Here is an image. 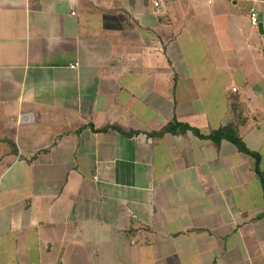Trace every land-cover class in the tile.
<instances>
[{"label":"crops","instance_id":"1","mask_svg":"<svg viewBox=\"0 0 264 264\" xmlns=\"http://www.w3.org/2000/svg\"><path fill=\"white\" fill-rule=\"evenodd\" d=\"M258 162L264 0H0V264H264Z\"/></svg>","mask_w":264,"mask_h":264},{"label":"trees","instance_id":"2","mask_svg":"<svg viewBox=\"0 0 264 264\" xmlns=\"http://www.w3.org/2000/svg\"><path fill=\"white\" fill-rule=\"evenodd\" d=\"M173 125L174 124H170L168 127H166L164 130H162V131H160V132H156V133H152V135L154 136V135H158V136H160V135H163V134H165V133H168V132H170L171 130H172V128H173ZM116 129H118V130H120V128H116ZM232 127L231 126H227V127H224V128H222V129H220L218 132H215L214 133V136H213V138L215 137L216 138V140L217 141H219V138H232V140L237 144V145H239V147H241L242 149H243V151H246L245 150V146H244V144L242 143V141H241V139H239L237 136H235V135H233L232 134ZM121 131V130H120ZM255 156V155H254ZM257 159L259 158V157H257V155L255 156ZM258 161H259V159H258ZM258 173H259V175L262 177V173L260 172V169H259V162H258ZM262 182H263V184H264V178L262 177Z\"/></svg>","mask_w":264,"mask_h":264},{"label":"built area","instance_id":"3","mask_svg":"<svg viewBox=\"0 0 264 264\" xmlns=\"http://www.w3.org/2000/svg\"><path fill=\"white\" fill-rule=\"evenodd\" d=\"M109 1H115V0H109ZM164 1H166V0H154V4H155L156 7H160ZM73 14H75V13H73ZM250 16H251L252 25L257 27L259 25V18H258V12H257L256 7H252L251 8ZM78 66H79V64L75 63V64H71L70 67L72 69H75Z\"/></svg>","mask_w":264,"mask_h":264}]
</instances>
